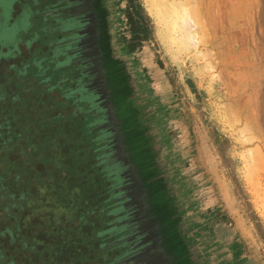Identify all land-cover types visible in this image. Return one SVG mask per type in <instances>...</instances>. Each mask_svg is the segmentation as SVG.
<instances>
[{
    "label": "rangeland",
    "instance_id": "1",
    "mask_svg": "<svg viewBox=\"0 0 264 264\" xmlns=\"http://www.w3.org/2000/svg\"><path fill=\"white\" fill-rule=\"evenodd\" d=\"M52 1L0 0V63L20 51L27 39L33 44L48 39L50 47L53 44L51 52L64 59L52 70L56 83L59 75L69 74L67 67L61 70L63 65L72 64L76 57L70 53L73 43H65L70 30L64 16L57 13L51 18L57 27L46 17ZM17 2L22 12L15 9ZM128 2L89 3L88 35L97 52L86 44L84 54L87 62L99 57L100 78L110 102L118 105L115 109L114 103L105 102L114 115L110 119L115 129L114 153L136 174L130 193L136 198L128 201V214H136L130 225L138 227L142 215L137 210L142 205L156 211V215H147L150 225L159 224L158 213L162 218L157 229L143 232L144 239L157 233L152 247L158 252H145L135 242L121 251L122 264H264V0H154L155 9L148 0H135L143 7L150 35L134 51L126 42L131 36ZM77 19L71 21L77 23ZM47 66L35 62L17 76L9 69V80L0 81V90H20L15 79L21 77L22 91H26L36 83L31 78L36 76L33 70H39L40 80L49 72ZM29 71L31 76L26 77ZM46 83L47 90H58L50 88L51 81ZM32 87L46 89L42 84ZM70 92L74 94L61 89L58 98ZM86 92L85 100L95 106L99 101L94 91ZM69 100L64 110L84 105L77 98ZM48 211L45 204L34 210L39 214ZM73 220L64 225L73 229L78 221ZM51 221L55 230L58 226L64 229L55 218ZM118 227V235L105 236L106 241H133L134 232L127 229L133 227ZM63 235L57 234L59 243ZM72 249L66 252L69 259L86 253ZM62 253L55 252L58 264ZM142 253L148 258L146 263L138 256ZM110 255L104 254L106 260ZM89 257L94 264L95 257ZM105 257L97 264H105ZM76 261L72 264L80 263Z\"/></svg>",
    "mask_w": 264,
    "mask_h": 264
},
{
    "label": "trees",
    "instance_id": "2",
    "mask_svg": "<svg viewBox=\"0 0 264 264\" xmlns=\"http://www.w3.org/2000/svg\"><path fill=\"white\" fill-rule=\"evenodd\" d=\"M142 9L135 0H129L126 16L131 36L126 42L130 51L140 47L142 41L147 40L150 35L147 17ZM70 53L72 57L75 56V51ZM72 65L80 71V75L73 76L72 79L74 94H64L65 98H60L59 104L77 98L84 105L69 106L66 112L59 110L49 115L42 112V108L36 107V111L42 112L46 117L40 116L37 121L29 123L28 127L24 126L27 119L35 116L24 111L25 108L21 105L25 103L23 95L16 91H0V204L4 202L2 197L9 200V205L4 207L5 203L3 204V210L11 222L7 226L0 225V234L9 237V244L17 245L14 250L19 251L28 248L32 252H62L64 248L79 243L86 244L91 252H98L103 243L96 246L97 237L118 235V226L128 225L133 227H127L128 231L134 232L135 237L131 234L133 241L125 244L114 238L104 243L105 249L101 251L111 252L115 248L113 252H119L114 257L107 256L108 260L105 257L104 262L122 264L124 256L121 251L135 242L143 246L142 249L146 248L145 252H153V249L146 247L144 233L140 232L144 224L138 223L140 230L130 225L134 215L132 212L128 214L131 210L128 201L133 197L130 194L133 179L124 158L118 159L114 153L115 129L111 126V114L102 104V97L98 96L99 102L96 101L93 107L85 100L88 94L86 91L92 90L90 84L95 81L97 74L90 69L88 63L73 61ZM47 118L49 122H46ZM66 119L69 121L67 126L55 125H60L61 120L66 122ZM58 129L59 132L63 131L64 136L58 134ZM57 135H60L59 140ZM56 152L61 154L58 159L51 155ZM44 161L48 164L50 161L61 164L67 171L63 176H58L53 170L43 171L40 164ZM73 170L76 171V176L70 173ZM29 182L32 183L31 187L26 186ZM62 191L64 195L60 198ZM43 204L49 206L48 213L34 212L36 206ZM133 204L136 206V202ZM117 211L121 214H117ZM124 217L129 219L125 220ZM54 218L61 222L64 229L58 226L55 230L51 221ZM75 218L78 221L72 230L64 225V222L71 223ZM26 226H31L32 229L34 226L40 230L34 232L33 229L30 236L24 232ZM69 230L76 231L78 237L71 240L65 236L60 244L57 234H67ZM65 245L67 246L63 247ZM2 249L0 248V257L5 258L7 253L2 252ZM102 256L104 254L96 255L93 263L97 264L103 259ZM138 256L143 257L141 262L148 261L144 253Z\"/></svg>",
    "mask_w": 264,
    "mask_h": 264
},
{
    "label": "flooded vegetation",
    "instance_id": "3",
    "mask_svg": "<svg viewBox=\"0 0 264 264\" xmlns=\"http://www.w3.org/2000/svg\"><path fill=\"white\" fill-rule=\"evenodd\" d=\"M20 1H22V0H20ZM91 1L90 0H53L52 1L53 3L50 4L52 6V10L50 9V14L48 13L49 16H46V17H49L50 19L48 21H50V22H52L54 24L56 22V19L51 20V18H55L57 13H58V14H62L64 16V19L68 22V27L71 24H74V25L75 24H80L81 27H82L81 28L82 32H79V30H76V29L73 30V31H69L66 34V36H67L66 38H70L72 33H76V31H78L79 34L81 35V39H80L81 40V46H84L83 49L85 50V52H86L85 48L87 46L86 44H88L90 47H93L92 51L95 53V52H97V50L94 47V45L92 46L91 43H90V41L92 43L94 41L92 40V37L90 35H88V34H90L88 32V28L91 25V20L86 19L87 16H89V14H90L89 10L91 9V7H90L91 4H89V3ZM49 8H50V6H49ZM15 9H17V10L20 9V11L22 12L21 2H17V5H16ZM20 11H19V13L16 12V14L14 15V19H16V17L20 16L19 15L21 13ZM43 15L45 16V12H43ZM73 18L74 19L78 18L77 19V23H73L71 21ZM54 26L57 27V24H54ZM56 29L58 30V28H56ZM90 32H92V31L90 30ZM68 42H70V40L67 41V43ZM37 44H39V46H38L39 48L37 50H35L34 46L37 45ZM37 44H33V41L27 39V42L24 41L22 43V45L20 47V51H17L15 53V55L13 57H10L8 60H4L3 62L0 63V76H1L0 78H2V74H4V73L7 76L6 78H2L0 80L1 83L4 82V80H9L8 79L9 72H10L9 69H12L13 70L12 74L17 76L18 74L23 73L24 69H26V67H28L30 65H34L35 62H38L40 64L44 63V64L48 65L47 67L50 68L48 70L49 72L45 73L44 76L40 79L41 83H39L40 80H37V78H39L37 76H39V75H37L36 72L39 73V70H33V72H34V74L36 76H35V78H33V77H31V78L33 80H35L36 83L33 84V87L31 85H29V88L27 87L26 91H22V89H24V88L22 87L23 85L21 84V82H23L24 79H21V77H16V79H15V80L18 81L19 85L21 84L20 86L17 84L20 90H18V89L16 90V88H15V90H7L6 89V91H8V92L16 91L19 94L23 95L25 103L24 104L21 103V105L24 106V108H25L24 111L25 112L29 111L30 115L35 116V117H29L27 119L26 124L24 125L25 127H28L30 125L29 123L37 121V119H39L40 116L46 117V115L42 114L43 111H44L45 114H48V115L56 113V111H59V110H62L63 112H66L67 109L64 110V108H65L64 105H66V103L64 102V103H62V105L59 104V99L60 98H58L57 91L59 92V90L61 91V89H64V88H66V90L67 89L68 90H72V79H73V76L75 77L77 74L80 75L79 74L80 71L77 72V67L73 66L72 64H68L66 66L63 65L64 67L61 70L65 71L64 68L67 67L65 72H68L69 74L65 75V74L62 73L63 76L61 77L59 75L60 73L58 72V75H59L58 78L54 79L55 81L56 80H58V81L56 83H53L52 82L53 80L51 78L53 77L52 73H55V71L52 72V70L54 68L57 69L56 68L57 67L56 64L59 61L60 62L61 61L64 62V59H62L61 56H60L61 58H57L56 54H55L56 52H53V53L51 52L53 44H51V47H50V45L48 44V39H44L43 41L42 40L38 41ZM55 46H56V44L54 45V47ZM38 52H40V53H38ZM83 53H84V51H83ZM98 58H99L98 56H95V58H94L95 60L91 59V61H92V69L97 74V76L99 77V74H101V73L99 71L100 68L98 69L99 66L97 65V64H99ZM69 65H71L70 66L71 67V69H70L71 71H69V69H68ZM18 68H20L19 69V73H18ZM6 73H8V74H6ZM25 76L26 77L27 76L30 77L31 76L30 71H29V74H27ZM17 81H16V83H17ZM50 81L52 83V86L50 88L55 89V87H57L58 90H47L49 88V86H48L49 84L46 83V82H50ZM102 81H103V78H102ZM41 84H42L43 88H46L45 90H30L31 87L33 89L40 88ZM8 87H9V85L6 88H8ZM54 100L56 102H53ZM52 102H53V104H51ZM52 105L54 106L53 108H52ZM36 107H37V109L38 108H42L41 109L42 112L36 111L37 110ZM47 120H49V118L46 119V122H49ZM68 122L69 121L67 119H66V122L61 120V122H60L61 124L60 125H57V124H55V125L56 126H61L62 124H64V126H67ZM55 127H53V129H55ZM57 132H58V134H61L59 132V129H58ZM61 132H63V131H61ZM59 136L57 135V139L58 140H59ZM65 137H66V135H65ZM43 138H44V136H43ZM57 152L51 154L52 156H54L55 159L60 158L59 156L61 155V154H57ZM44 153L46 154V152H44ZM71 160H72V162H74L73 158ZM71 160H69V161H71ZM40 166H41L43 171L50 172V170H53V172L55 171V173L58 176H61L60 175V171H62L64 173H66V171H67V170H65L64 166H62L61 164H58L56 162H52V161H50L49 164H48L47 161H44V163L40 164ZM53 167H55V168H53ZM70 173H73V175L76 176V171L73 170V171H70ZM74 180H75V178H74ZM26 186L31 187L32 183L29 182V183H27ZM1 199L4 200V202H2V204H0V225H2V226L6 225L7 226L11 222H10L9 219H7L3 208L5 207L6 204L9 205L10 202H9V200L6 197H2ZM3 204H4V207H3ZM25 222H27V219L23 222V224H22L23 226H24ZM33 229H34V232H36V231L39 232V230H40V228L38 229L37 227H34V226H33ZM33 229L31 228V226H29V227L26 226L24 228V232L31 236L32 235L31 232L33 231ZM75 230H76V228H75ZM75 232L76 231H69L65 235L69 239L73 240V239H76L78 237V236L77 237L75 236ZM65 235L61 236L60 239L66 238ZM24 237H25V240H26V236H24ZM58 239H59V236H58ZM105 239H106L105 236H104V238L102 236H100L99 238L98 237L96 238V241H95L96 246H98V244L100 242L103 243L102 246L99 247V248H101V250L98 251L99 255H102V254L106 253V252H101L102 250L105 249V248H103V247H105L104 243H106L109 240L108 239L106 241ZM88 243H90V241ZM15 246H17V245L9 244V237H5V235H1L0 234V248H3L2 252H6L7 253V256H6L7 259H3L2 257H0V259H2V261H0V264H4V263L5 264H58L57 263L58 261L56 260L58 257L55 256V252H49L50 250H48L47 252H43V253H45L43 255L40 252H39V254H38V252H32L31 249H28V248H25L24 250H21V251H19V249H15L14 250ZM66 246L67 245H65L63 247H66ZM73 246L75 247L74 249H72ZM71 249L73 250V252H86V253H90L91 252V249L86 247V244L85 245H80V246L70 245L69 247H66V248L63 249V251H62L63 253L61 254V261L62 262L60 264H72L73 261H76V260H77L76 261L77 263L80 261V263H78V264H91L92 261H91L90 257L88 259H86V257L88 255H90V256L92 255V256H94L96 258V255H98V254H96V252H92L91 254H88V255L86 253H84V255L81 258L69 259L68 257H66V254H67L66 252H71ZM113 251H115V250H112L110 252V253H112V255H111L112 257H114L119 252V251L118 252H113ZM49 257H50V259H48ZM104 257L102 256V258H104ZM83 259H86V260L82 261ZM45 260L48 261V263ZM12 261H13V263H11Z\"/></svg>",
    "mask_w": 264,
    "mask_h": 264
},
{
    "label": "water",
    "instance_id": "4",
    "mask_svg": "<svg viewBox=\"0 0 264 264\" xmlns=\"http://www.w3.org/2000/svg\"><path fill=\"white\" fill-rule=\"evenodd\" d=\"M81 25L80 24H73V26L72 27H70V29H69V27H68V30H70V31H73V30H79V32H82V30H81ZM79 32L78 31H76V33H72V35L70 36V40H71V42L73 43V47H72V51H75V56H74V58L76 57V60L75 61H82V62H84L85 64L86 63H88V64H90V69H92V61H90V62H87V60L89 61V59H86L85 58V50L83 49V47L84 46H81V35L79 34ZM77 37V38H76ZM83 51H84V53H83ZM98 65V64H97ZM95 68V67H94ZM93 70V69H92ZM99 71H100V73L101 74H99V77L97 76V75H95V81L94 82H92L91 84H90V87H93L92 88V90L94 91V93H95V96H96V98L98 99V96H100V97H102V99H103V101H102V104H103V102H104V106L109 110V112H110V114H111V119H113L114 118V115H112V110L111 109H109L110 108V106L109 105H106L105 104V102L107 103H111V104H113L114 102H110V100H112L111 98H110V96H109V93H108V90L106 89V87L103 85V81H102V79L100 78V77H102L103 76V70L100 68L99 69ZM95 88V89H94ZM115 105V106H114ZM114 105H113V107L115 108V109H117V106L118 105H116L115 103H114ZM123 107V106H122ZM116 113H117V111H116ZM123 116V115H122ZM117 117V116H116ZM133 163V162H132ZM128 164V163H127ZM135 177H136V174L134 173V175H132V179L134 180L135 179ZM139 193V192H138ZM137 193V194H138ZM143 193H145V194H147L148 193V191L146 190V189H144V191H143ZM141 194V193H140ZM141 203V202H140ZM139 209V208H138ZM144 209H145V211H146V213H144L143 214V211H144ZM139 211V212H138ZM142 212V213H141ZM135 213V212H134ZM137 213H138V215L140 214V215H142V217H140L139 218V222H142L143 224H144V228L143 229H141V232L143 233L144 231H145V234H148V233H151L152 232V230L153 229H157L158 228V226H159V224L161 223V220H162V218H161V213L159 214H157V216L159 217L158 218V222H159V224H154V225H150L149 223H148V220H149V218H147V215L150 213V214H155L156 215V211H154L151 207H149V205L147 206V209H146V207H144L143 205H142V208L141 209H139V210H137ZM133 215H136V214H133ZM135 217V216H134ZM147 224V225H146ZM142 230H144V231H142ZM151 231V232H150ZM155 234V236H152V238L150 237V238H148V239H144L145 240V243H147L146 245V247L148 248H150V249H153V252H158L157 250H155L154 249V247H152V243L156 240H158V236H157V233L155 232L154 233ZM157 236V237H156ZM150 241H152L151 242V244H150ZM149 242V243H148ZM149 245V246H148Z\"/></svg>",
    "mask_w": 264,
    "mask_h": 264
},
{
    "label": "bare ground",
    "instance_id": "5",
    "mask_svg": "<svg viewBox=\"0 0 264 264\" xmlns=\"http://www.w3.org/2000/svg\"><path fill=\"white\" fill-rule=\"evenodd\" d=\"M149 4L151 5V7H153L154 9L156 8L155 6V2L154 0H148ZM157 11V10H156ZM153 12V11H152Z\"/></svg>",
    "mask_w": 264,
    "mask_h": 264
}]
</instances>
